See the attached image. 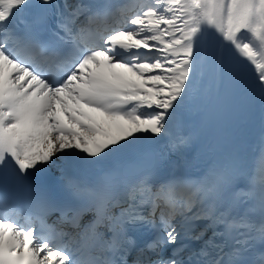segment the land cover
I'll return each instance as SVG.
<instances>
[{
	"label": "bare ground",
	"instance_id": "6f19581e",
	"mask_svg": "<svg viewBox=\"0 0 264 264\" xmlns=\"http://www.w3.org/2000/svg\"><path fill=\"white\" fill-rule=\"evenodd\" d=\"M124 1H126L123 8L125 11L139 3V0H134L133 3L130 0ZM212 1L195 0L193 11L189 13L190 11L184 10L187 1L180 0L183 9L182 17L180 16L178 23L180 38L182 43L196 42L199 45V52L196 57L178 56V67H183V72L180 73V83L175 86L174 92L193 85L195 81H200V97H203L210 62L209 35L212 27ZM235 1L218 0L216 6L214 67L208 82L210 90L207 98V119L198 151L199 158H204L210 153L219 136L217 123L227 99L232 77L225 69L229 65L233 50L240 52L245 65V82L242 86V101L245 106L243 111L246 118L243 128V150H252L257 144V139L264 135V44L258 40L259 37L264 40V0H256L249 15L243 17L239 15L237 18ZM191 26L195 27V31L188 34L186 30ZM117 28L113 19L103 22L98 27L101 33H108ZM108 42L110 43L109 48L105 42H100V45L91 52L88 59L77 68L76 71L78 72H74L72 76L68 77L69 82L73 81V76L75 77L77 82L73 87H67V85L63 87L50 86L45 77H42L31 67H22L20 62L14 59L11 50L0 44V139L21 164L27 168L36 166L55 175H61V169L56 167L57 163L61 162V157L65 161L71 155L77 154V152H70L81 142L82 137L87 132L85 123L91 115L96 114L97 116L98 107L101 104L107 103V97L98 91L97 87L101 85V82L105 83L104 80H107L106 82L112 81L111 83H114L115 91L120 90V86L114 82L109 71V62L112 54H114L112 52L114 44L118 43L121 46L125 43L124 46L126 47L127 42L122 40L118 33L115 37H110ZM125 49L126 52L127 49ZM91 59L94 62L98 60V63L87 70L85 64ZM191 71L194 74H191ZM117 74L121 73L117 72ZM121 77L123 78L122 74ZM3 97H6V101L3 100ZM168 99L169 96L166 100ZM173 116L175 118L174 124H169L164 129L166 131V134L162 135L164 140H181L180 133L184 129L189 130L188 138L191 139L198 117L187 121L178 116ZM141 133H144L143 127ZM139 138L141 140L144 136ZM116 140L121 139L116 138ZM102 144L112 154H119L111 142L105 141ZM70 145L72 146L71 151L64 153L63 149L69 148ZM262 145L264 146V142ZM82 152L84 157H78L81 167L96 171L100 164L106 160L99 155L89 153L86 146ZM262 169L263 163L253 175V182L257 188H252L251 194L255 197L257 208L264 218V186L259 182ZM160 186L162 185L157 184L152 189V210H156L158 207L159 219L165 220L164 223H167L169 216L177 214V212L180 214L189 196L184 193L183 187L177 182L172 188L163 185V188H166L164 194L161 195L156 193ZM179 186L180 189H177ZM173 190L177 193H183L179 195L178 200L176 199L178 194L173 195L170 192ZM11 214L6 213L2 215L3 219L0 218V242L6 244L8 248L19 250L16 247L19 241L23 239L22 244H30L34 258L40 261L71 264L72 261L76 260V254H73L70 260L65 254L67 251L74 252L76 248V245L73 244V239L77 236L76 228L69 225L62 226L54 222V228L62 232L64 236L59 235L55 242L50 240L51 245H56L58 249V251H50L47 247L37 245L39 237H36L34 233L21 231L24 218L19 216L15 220ZM207 227V223L198 224L196 232L202 233L207 230ZM85 228L88 231L87 225ZM93 229L94 232L99 231L96 223H94ZM44 236L47 237L48 234ZM188 237H191L190 232L179 234L177 239L170 243L172 246L169 250L173 252L182 251L186 246Z\"/></svg>",
	"mask_w": 264,
	"mask_h": 264
},
{
	"label": "rangeland",
	"instance_id": "374dc122",
	"mask_svg": "<svg viewBox=\"0 0 264 264\" xmlns=\"http://www.w3.org/2000/svg\"><path fill=\"white\" fill-rule=\"evenodd\" d=\"M186 1L184 10L191 13L195 6V0ZM238 3L239 0H236V18L238 17ZM182 13L180 0H139V3L126 9L124 15L121 14L120 18L114 21L118 27L116 30L101 35L100 41L105 42L108 48L110 47L108 39L115 37L117 33L122 40L127 42L126 47L125 43L121 46L118 43L114 44L112 47L114 54L109 62V71L120 86V90L108 97L106 105L98 107L97 116L96 114L91 115L85 123L87 132L81 142L72 151L70 150L71 145L69 148L63 149L64 153L68 151H71L70 153L82 152L86 144L96 138L107 140L109 136H115L128 139L131 134H136L135 129H142V127L147 133L144 134L141 142L166 134L164 129L169 124H174L175 118L164 107L167 106L166 102L172 98L175 86L180 83V73L183 72V69L178 67V56H187L180 48L182 40L180 31H178ZM194 31L195 27L193 26L186 30L188 34H192ZM258 40L264 44L263 39L259 37ZM122 48L126 52L124 49L120 50ZM229 48L231 47L229 46ZM95 63L97 64L98 60L94 62L91 59L85 64L86 69L93 68ZM21 66L27 68L24 64ZM225 71L228 72V66ZM117 72H120L123 78ZM191 74L194 72L191 71ZM72 80L67 87H73L76 84L74 76ZM167 96H169L168 100H166ZM52 108L54 111V106ZM92 123L95 125H91ZM148 125L152 126L153 133L147 131ZM61 161L63 162V157H61ZM60 163L58 162L56 165L58 169ZM261 171L259 182L264 186V165ZM164 192L165 188L163 187L156 191L160 195ZM170 192L173 195L178 194L177 200L179 195L183 194L174 190ZM185 203L180 214L177 212V214L169 216L167 223H164L170 242L176 240L179 234L193 232L199 223H205V220L201 218L202 215L192 208L193 203L190 196ZM158 213V207H156L153 215L159 217ZM0 218L3 219V216ZM30 230L31 227L21 229L24 233H29ZM61 236L64 234L61 233ZM22 243L23 239L19 241L16 248H20ZM49 250L58 251L54 247H49Z\"/></svg>",
	"mask_w": 264,
	"mask_h": 264
},
{
	"label": "water",
	"instance_id": "95a60500",
	"mask_svg": "<svg viewBox=\"0 0 264 264\" xmlns=\"http://www.w3.org/2000/svg\"><path fill=\"white\" fill-rule=\"evenodd\" d=\"M251 2V1H250ZM247 3H249V0H246V1H244L242 4H240V7H242V6H247L248 4ZM244 9L243 8H241L240 9V12H239V14H240V16H244Z\"/></svg>",
	"mask_w": 264,
	"mask_h": 264
},
{
	"label": "trees",
	"instance_id": "16d2710c",
	"mask_svg": "<svg viewBox=\"0 0 264 264\" xmlns=\"http://www.w3.org/2000/svg\"><path fill=\"white\" fill-rule=\"evenodd\" d=\"M121 131V129H119ZM200 214V213H199Z\"/></svg>",
	"mask_w": 264,
	"mask_h": 264
}]
</instances>
